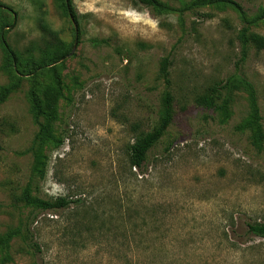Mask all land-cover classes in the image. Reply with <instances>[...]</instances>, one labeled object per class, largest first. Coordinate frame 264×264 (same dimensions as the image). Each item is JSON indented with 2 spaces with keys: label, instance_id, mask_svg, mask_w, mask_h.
<instances>
[{
  "label": "rangeland",
  "instance_id": "374dc122",
  "mask_svg": "<svg viewBox=\"0 0 264 264\" xmlns=\"http://www.w3.org/2000/svg\"><path fill=\"white\" fill-rule=\"evenodd\" d=\"M71 1L79 25L61 0H0V31L19 56L12 63L0 44V99L20 83L0 101V237L21 229L0 264H264V237L248 229L264 224V139L248 125L243 82L264 134V50L242 48L238 13L197 0H158L172 9L162 15L140 0ZM235 1L264 17V0ZM251 31L264 37V18ZM66 51L53 65L57 120L42 119L52 138L35 144L29 91L36 84L44 100L56 85L52 65L32 67ZM218 84L217 108L197 105ZM167 91L174 120L133 169L130 147L158 127ZM28 185L34 200L72 203L24 207L14 195Z\"/></svg>",
  "mask_w": 264,
  "mask_h": 264
},
{
  "label": "trees",
  "instance_id": "16d2710c",
  "mask_svg": "<svg viewBox=\"0 0 264 264\" xmlns=\"http://www.w3.org/2000/svg\"><path fill=\"white\" fill-rule=\"evenodd\" d=\"M61 1H62V8L65 14L68 15L70 18H72L77 25H79L80 17L76 9L73 7L72 1L71 0H61ZM140 1L147 7L152 8L155 12H157L160 15L165 13H170L172 11V9L167 7L165 4L159 2L158 0H140ZM195 3L196 4L193 5L194 6L193 8H204L209 6H228L234 9L238 13L242 24V28L239 32V40L242 45V48L243 49L245 48L246 50L248 46H254L258 51L264 50V37L251 31V26L256 22V20H260L261 18L264 17L260 16V18L258 17V19L256 20L251 19L248 15V12L244 9L242 4L235 0H197ZM1 8L2 5H0V9ZM186 10H191V9L190 7H187ZM262 16H264V14ZM200 17L202 18L204 16H200ZM5 27H6L5 25L1 27L0 44L4 49L8 60L12 61V63L17 64L19 62L18 54L4 40L5 35L3 34V31ZM99 42L102 41H97L96 43L98 44ZM67 55H68V51L61 53L58 57L54 58V60L50 63H44L43 61H40L38 64L37 62L34 63L33 67L31 66L32 71L36 72L38 70L46 69L47 66L52 65L51 72L56 85L55 89H53L50 92L49 97L48 95H46V98L44 100H42V98L40 97L39 88L37 87L36 84L33 85L29 91L31 112L35 124H37L39 127V132L35 138V144L43 143L44 141L50 140L52 138L49 127H47V125L44 122H42V119H44L45 122H49V121L53 122L57 120L58 116L56 111V104L58 103L59 99L62 97L63 85L57 67H53V65L56 64L59 60L65 59ZM170 65L171 62L169 58H164L161 62V68H160V74L164 79L167 87H170L171 84L170 73H169ZM243 82L245 84V88H247L249 91L250 102L252 107V116L248 125L253 127L254 131L256 132L255 134L256 140L261 142L264 139V134L261 124L262 118L260 115V109L257 102L256 91L252 84L246 81ZM19 84L20 83L18 81L11 87L4 89L0 101H4L14 90H16L19 87ZM220 88L221 86L219 84L215 85L212 88H210L204 95L197 97L196 99L197 105L205 107L207 109L217 108L216 103L218 98L220 97V92H221ZM174 101H175L174 96L171 94V92L167 91L165 96L163 97V111L158 127L142 135L130 147L129 163L131 168L142 169L149 151L153 148L154 145H156L163 138V136L170 128L175 117ZM219 110L222 111L225 117L228 116L229 113L226 107H223L222 109ZM32 150L35 151V148H33ZM40 156L41 153L39 154L38 150L36 149L35 152V162L37 163L36 168L38 164H41L39 159ZM41 166L42 167L45 166L44 163H42ZM14 201L17 203H23L24 207L34 206L36 209L42 212H55L60 208L68 207L72 203L71 201H68L67 199L64 198L59 199L55 202L43 201L37 199L34 200L32 199L30 194L29 185L24 189L23 194L21 196L14 195ZM248 229L251 234L264 237V224H254V225L250 224L248 225ZM20 230L21 229H18L15 232H9L8 234L5 235V237L4 236L0 237V247L8 246L9 242L14 238L15 235L21 234Z\"/></svg>",
  "mask_w": 264,
  "mask_h": 264
},
{
  "label": "water",
  "instance_id": "95a60500",
  "mask_svg": "<svg viewBox=\"0 0 264 264\" xmlns=\"http://www.w3.org/2000/svg\"><path fill=\"white\" fill-rule=\"evenodd\" d=\"M73 20V19H72ZM74 21V20H73ZM76 49V45H75V47H74V50Z\"/></svg>",
  "mask_w": 264,
  "mask_h": 264
}]
</instances>
